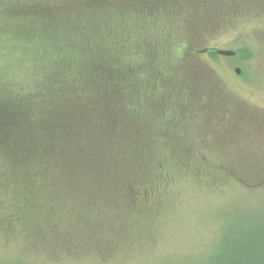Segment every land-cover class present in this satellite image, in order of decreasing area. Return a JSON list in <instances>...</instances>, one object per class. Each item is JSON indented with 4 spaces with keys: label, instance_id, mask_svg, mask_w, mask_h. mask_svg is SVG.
<instances>
[{
    "label": "trees",
    "instance_id": "16d2710c",
    "mask_svg": "<svg viewBox=\"0 0 264 264\" xmlns=\"http://www.w3.org/2000/svg\"><path fill=\"white\" fill-rule=\"evenodd\" d=\"M231 1L185 7V0H0V49L12 58V68L0 71V235L21 253L0 264H33L26 251L49 260L74 232L81 234L77 228L91 210L108 228L103 245L119 252L135 242L122 213L100 207L106 195L77 189L89 157L116 155L115 165L123 166L129 151L146 148L121 112L145 108V117L163 123L165 109L158 108L180 97L172 90L159 101V85L177 86V66L188 89L205 84L200 76L215 77L208 61L219 55L201 50L214 47L205 44L217 22L264 13L250 9L257 0ZM92 166L90 174L98 170ZM135 184H124L123 205L138 198ZM71 208L79 222L66 217ZM240 225L203 264H264V217Z\"/></svg>",
    "mask_w": 264,
    "mask_h": 264
},
{
    "label": "rangeland",
    "instance_id": "374dc122",
    "mask_svg": "<svg viewBox=\"0 0 264 264\" xmlns=\"http://www.w3.org/2000/svg\"><path fill=\"white\" fill-rule=\"evenodd\" d=\"M231 2L215 0V6ZM187 3L206 5L207 0H185V7ZM251 8L264 10V0L253 2ZM263 15L235 14L217 22L220 25L205 45L236 53L210 58L208 64L217 75L200 76L204 85L185 88L182 66L174 71L180 85L160 83L159 101L172 90L180 97L174 106L158 108L159 113L165 109L163 123L145 117V108V114L139 108L133 116L127 110L121 112L125 126L141 137V143L146 142L144 150L129 151L123 166L115 165L116 155L89 157L90 168L97 165L92 167L98 170L90 174L89 168L77 189L90 196L95 191L106 195L100 207L122 213L120 219L134 232L135 242L119 252L103 245L108 228L97 222L91 210L77 228L81 234L74 232L58 254L47 260L26 251L25 260L33 264H203L225 233L242 229L244 220L264 217V183L258 187L264 179ZM8 53L0 49V71L4 66L12 68ZM245 53H250L248 59ZM235 67L241 69L240 74L234 72ZM199 99H204L201 108ZM124 177L137 183L133 187L138 190L136 201L129 196L125 205L121 200ZM66 217L73 223L81 218L73 208ZM119 234L124 244V233ZM17 253L19 249L6 244L0 235V259L11 260Z\"/></svg>",
    "mask_w": 264,
    "mask_h": 264
},
{
    "label": "water",
    "instance_id": "95a60500",
    "mask_svg": "<svg viewBox=\"0 0 264 264\" xmlns=\"http://www.w3.org/2000/svg\"><path fill=\"white\" fill-rule=\"evenodd\" d=\"M213 52L217 55H222V56H233L235 54V51L230 50V49H222V48H204L201 50V52ZM235 73L239 74L240 73V68L236 67L234 69Z\"/></svg>",
    "mask_w": 264,
    "mask_h": 264
},
{
    "label": "flooded vegetation",
    "instance_id": "af4514ba",
    "mask_svg": "<svg viewBox=\"0 0 264 264\" xmlns=\"http://www.w3.org/2000/svg\"><path fill=\"white\" fill-rule=\"evenodd\" d=\"M207 52H209V51H207ZM205 53H206V52H205ZM205 53H203V54H205ZM234 69H235V68H234ZM234 72H235V71H234ZM240 73H241V72H240ZM240 73H239V74H240ZM215 75H217V73H215Z\"/></svg>",
    "mask_w": 264,
    "mask_h": 264
}]
</instances>
